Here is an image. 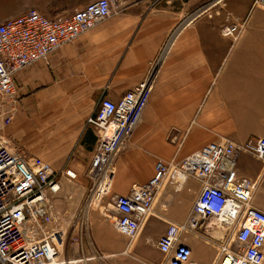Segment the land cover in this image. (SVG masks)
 <instances>
[{
	"label": "crops",
	"instance_id": "obj_1",
	"mask_svg": "<svg viewBox=\"0 0 264 264\" xmlns=\"http://www.w3.org/2000/svg\"><path fill=\"white\" fill-rule=\"evenodd\" d=\"M89 1L0 0V21L32 7L54 13ZM251 1L115 0L110 15L60 45L46 60L16 72L14 95L0 101V112H12L9 122H0V140L13 150L40 156L58 174L61 186L52 199L61 216L58 224L65 230L59 259L83 254L75 264L89 260V239L96 247L102 245L101 258L136 249L137 257H119L117 264H166L164 257L153 258L142 248L156 247L154 240L168 222L187 218L201 186L194 176L180 188L164 180L151 213L137 238L129 244L127 240L125 251L117 248L121 232L101 207H88L83 233L72 241L78 224L71 222L69 213L90 177L97 138L85 120L101 96L116 100L150 76L141 119L109 170L105 194L110 197L146 182L157 159L179 161L223 138L245 142L264 136V8L250 10ZM243 19L246 25L238 36L224 34L225 23ZM236 167L256 183L253 204L264 210V161L242 150ZM210 232L220 237L225 231ZM180 238L191 247L192 260L217 264L218 241L195 229Z\"/></svg>",
	"mask_w": 264,
	"mask_h": 264
},
{
	"label": "built area",
	"instance_id": "obj_2",
	"mask_svg": "<svg viewBox=\"0 0 264 264\" xmlns=\"http://www.w3.org/2000/svg\"><path fill=\"white\" fill-rule=\"evenodd\" d=\"M116 5L115 0H91L54 13L32 7L0 21V100L14 95L18 70L46 60L60 45L110 15ZM254 7L264 8V0H252L250 10ZM229 17L228 12L226 19ZM245 25L243 19L225 23L222 28L224 34L236 37ZM150 91L149 76L116 100L101 96L96 110L87 116L85 123L93 127L97 137L89 168L94 181L100 172L110 170L125 138L141 119ZM10 109L0 112L1 123L10 121ZM242 150L264 161V136L245 142L223 138L208 142L179 161L157 159L146 182L133 183L126 193L111 196L113 209L107 216L129 244L151 213L163 181L180 188L194 176L201 186L187 218L168 222L154 240L166 264H201L191 259V247L180 238L184 231L193 229L218 241L217 264H264V210L253 204L256 183L238 173L236 160ZM60 186L57 172L46 160L13 150L0 140V264L72 262L58 257L65 230L58 224L61 216L52 198ZM209 218L214 223L210 224ZM212 228L225 232L217 237L210 232ZM79 238L71 236L72 241Z\"/></svg>",
	"mask_w": 264,
	"mask_h": 264
},
{
	"label": "rangeland",
	"instance_id": "obj_3",
	"mask_svg": "<svg viewBox=\"0 0 264 264\" xmlns=\"http://www.w3.org/2000/svg\"><path fill=\"white\" fill-rule=\"evenodd\" d=\"M2 100V99H1ZM0 100V101H1ZM109 171L107 172H100V177L97 181H94V179L90 176L87 177V180L85 182H83L82 186L80 187V192L82 193V197L81 199L77 202V207H75L74 211H70L69 215L71 216V222L73 221L74 223H77L78 226L75 229V231L73 232V235H82L84 227H85V223L88 217V213L89 209L88 207L91 208V211H97L98 209H101L104 212H112L113 206L111 205L112 203V199L110 197V194L108 195L107 193L105 194V189L108 186V180H109ZM95 183V184H94ZM106 184V185H105ZM103 206V208H102ZM63 214V213H62ZM109 214V213H107ZM69 215L66 218V220H69ZM92 215V214H91ZM104 216V215H101ZM209 221H211L210 224L213 223V221H215L213 218H209ZM65 222V221H64ZM71 227V226H69ZM68 227V228H69ZM154 229V228H153ZM155 229H159V227H157ZM71 231V230H70ZM216 232H218L216 230ZM192 233L193 234V230L191 231H184V234H189ZM120 236H122V241L119 242V244L117 245V248L119 249V251H125L126 250V244H127V237L124 234L119 233ZM72 236V235H70ZM137 238V236H136ZM137 240V239H136ZM90 240L88 239V242L86 241V248H87V257H90L89 260L87 261H82V264H117V261L119 257H123V256H136L138 255V252H136V249L131 248L128 250L127 253H121L118 254L116 257L112 258H101L99 256L100 252H98L100 250V248L102 247V245L96 247L93 244H91V242H89ZM126 241V242H125ZM136 244V243H135ZM134 244V245H135ZM145 251L147 252L149 250V254H151L153 256V258H157L158 260H160L161 258H163V253H161L156 247L154 246H145ZM146 252H143V255H146ZM83 254L80 255H75V256H71V260L73 259L74 261H72L70 264H75L77 263L78 258L81 260ZM146 257V256H145ZM142 257V258H145ZM149 256H147L146 258H148ZM81 264V262H80Z\"/></svg>",
	"mask_w": 264,
	"mask_h": 264
},
{
	"label": "bare ground",
	"instance_id": "obj_4",
	"mask_svg": "<svg viewBox=\"0 0 264 264\" xmlns=\"http://www.w3.org/2000/svg\"><path fill=\"white\" fill-rule=\"evenodd\" d=\"M99 177H100V175H99ZM98 179H99V178H98ZM98 179H97V180H98ZM111 205H113V204L111 203ZM226 210H227V208H225V211H226ZM109 214H110V213H109ZM209 223H211V221H209ZM213 223H214V221H213Z\"/></svg>",
	"mask_w": 264,
	"mask_h": 264
}]
</instances>
